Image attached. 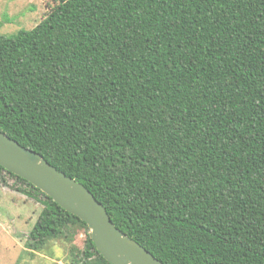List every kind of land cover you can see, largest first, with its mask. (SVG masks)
<instances>
[{"label": "trees", "instance_id": "1", "mask_svg": "<svg viewBox=\"0 0 264 264\" xmlns=\"http://www.w3.org/2000/svg\"><path fill=\"white\" fill-rule=\"evenodd\" d=\"M0 130L79 180L165 264H264V0H57L0 34ZM42 209L25 246L87 224ZM4 180H0V183Z\"/></svg>", "mask_w": 264, "mask_h": 264}, {"label": "water", "instance_id": "2", "mask_svg": "<svg viewBox=\"0 0 264 264\" xmlns=\"http://www.w3.org/2000/svg\"><path fill=\"white\" fill-rule=\"evenodd\" d=\"M0 166L27 180L84 221L96 250L109 264H165L115 226L105 207L81 183L0 130Z\"/></svg>", "mask_w": 264, "mask_h": 264}, {"label": "rangeland", "instance_id": "3", "mask_svg": "<svg viewBox=\"0 0 264 264\" xmlns=\"http://www.w3.org/2000/svg\"><path fill=\"white\" fill-rule=\"evenodd\" d=\"M57 0H0V34L31 29L39 23ZM0 180V264H73L83 256L85 234L70 240L47 242L42 250L25 246L42 204L17 191L14 179L2 174Z\"/></svg>", "mask_w": 264, "mask_h": 264}]
</instances>
